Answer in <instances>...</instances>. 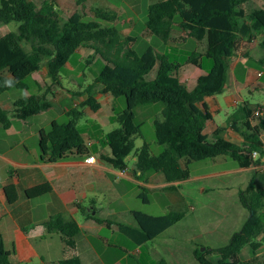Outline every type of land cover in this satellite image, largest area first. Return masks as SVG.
<instances>
[{
  "label": "trees",
  "instance_id": "1",
  "mask_svg": "<svg viewBox=\"0 0 264 264\" xmlns=\"http://www.w3.org/2000/svg\"><path fill=\"white\" fill-rule=\"evenodd\" d=\"M254 0H157L146 10L145 30L150 36L162 41L171 38L172 30L188 35L197 44H205L203 54L194 51L184 64L170 62L168 56L159 55L151 47L137 54L131 47L134 38L125 37L116 29L103 27L100 22L115 21L116 15L109 10H92L96 21H83L77 13L61 24V17L54 9L56 0H44L37 7L32 0H0V24L16 23V32L0 36V96L11 90H26L27 81L44 66L53 85H59L60 73L70 57L80 48L92 50L104 65L93 82L87 86L90 94L95 87L99 93L109 94L114 99L123 98L125 109L117 112L115 120L119 127L108 133L104 142L110 150L109 157L101 160L113 169L125 171V159L134 150V141L142 136L141 126L135 124V108L150 104L161 105L160 119L153 122L154 137L163 151L154 155L149 145L143 142L134 153L133 175L141 180L151 173H160L168 184L189 179V165L218 156L230 158L238 168L247 169L259 163L264 154L260 135L264 133V118H254L247 105L240 106L227 118V125L241 134V146L223 139L225 128H217L209 141L203 134L210 114L198 104L205 97L219 94L229 84L228 60L236 52L239 43L262 36L264 50V9L245 12L243 6ZM22 42L29 44L25 51ZM202 58L212 62L207 74L200 76L193 89L188 90L177 73L183 67H199ZM264 68V57L253 61ZM157 68L153 80L145 77ZM11 80V85L5 81ZM83 106L92 111L98 105L89 95ZM49 105L41 97L29 96L13 104V114L19 120H28L47 110ZM74 117V116H73ZM9 113L0 107V125L8 129ZM39 150L41 162L55 163L69 158H82L88 149L74 122L53 123L50 130L40 133ZM256 158L252 157L253 153ZM139 173V175H136ZM249 185L239 192V203L248 217L239 231L233 233L228 243L212 249L207 255L217 256L216 263L205 258L206 252H194L198 264H264L241 259V251L248 247L252 257L264 243V176L254 172ZM170 188H173L172 186ZM51 192L49 185H40L25 192L29 199L39 198ZM8 203L16 200L13 187H6ZM138 198L148 203L147 191L140 188ZM133 225L118 221L96 223L114 226L136 246L144 245L167 231L184 218L183 213L171 212L162 216H151L141 212H130ZM47 233L58 232L67 248L74 245L80 233L75 222H65L61 215L52 216L45 224ZM0 236V264H13ZM59 264H81L76 256L65 258ZM157 264H166L160 260Z\"/></svg>",
  "mask_w": 264,
  "mask_h": 264
},
{
  "label": "crops",
  "instance_id": "2",
  "mask_svg": "<svg viewBox=\"0 0 264 264\" xmlns=\"http://www.w3.org/2000/svg\"><path fill=\"white\" fill-rule=\"evenodd\" d=\"M32 1L35 3L34 0ZM70 1L77 6L79 5L77 2L83 0H56L54 10L61 14L63 6ZM125 1L134 11L140 3V0ZM156 1L150 0L148 6ZM81 5L78 10L82 9ZM102 5L104 10H109L116 15L115 21L123 17L119 8H114L106 2ZM243 8L247 13L256 9H264V0H254L245 4ZM85 9L92 15V8L84 7L83 10ZM75 12L78 13L77 10L73 13ZM174 32L179 31L172 30L169 39L171 42H176L172 39ZM120 34L131 37L129 32H120ZM144 34L150 36L146 30ZM262 38L258 36L249 41L243 39L239 43L236 52L228 60L229 84L221 93L205 97L198 104L199 108L205 107L210 114V120L206 121L203 127V134L209 141L212 140L213 132L222 127L225 128L223 133L225 141L237 146L242 145L241 134L235 132L226 122L227 118L240 106L247 105L249 109L259 108L262 113L261 117L264 118V68L249 61V59L253 61L263 59L264 50L260 45ZM188 39L190 38L187 35ZM203 59L206 58H202L199 67L188 66L178 71L177 78L187 89L188 87L193 89L196 80L206 75L210 69V63L203 66ZM45 61L41 62L40 70L27 81V89L23 90L25 96L22 98L41 97L42 102L49 105L47 110L28 120H19L13 114V104L22 98L16 99L17 94L10 93V91L0 96V107L9 113L11 120L8 129L0 125V236L5 250L11 253L10 260L13 264H59L61 260L72 256H76L81 264H124L125 258L129 257V252L123 246L110 242L119 232L112 225L99 224L93 220L97 218L100 221L113 222L118 221L119 216L114 211L105 212L100 206L97 207L94 204L97 199L104 198L109 202H115L131 193L135 195L136 186L139 191L143 188L147 191H156L160 195H167V191L175 188L179 190L183 182L204 181L231 175L239 180L243 177L251 179L254 172L264 176V154L259 158V163L253 167L240 169L235 164L233 168H230L231 170L224 168L228 164L227 157L218 156L207 161L212 167L222 168V170L202 174L195 178L189 176L188 180L172 184L166 183L160 173H151L138 180L132 173L135 166L132 170L127 168L125 171L113 169L101 160V157L110 156V150L104 138L116 129L106 132L108 128L117 123L116 113L123 112L125 106H120L118 99H114L111 95L99 93L100 87H95L89 94L86 89L93 81L88 83L83 76L78 78H83L84 81L76 84L72 82L71 88L64 89L61 77L59 85H53L47 76ZM67 65L68 63L65 67ZM89 95L98 105L95 111L83 106ZM53 111L61 116L71 115L88 149L87 156L79 158L69 155L68 159L55 163L41 162L40 133L49 131L53 123H58L56 118H46ZM84 118L90 119L91 123L87 122L85 126H81L79 122ZM94 137H99L97 146L91 139ZM260 140L264 148V133L260 135ZM88 157H94V163L87 164L85 160ZM45 184L51 187L49 194L34 199L25 196L27 190ZM171 186L173 188H170ZM6 187H13L17 194L16 200L11 204L7 201ZM206 191V188L202 189V192ZM175 192L176 195H171L170 200L173 207L178 209V213L184 214L181 221L186 220L187 217H193L196 209L179 197L177 191ZM130 212L132 211L125 212V216L130 218L127 225H133ZM55 215H61L65 222H75L80 229L71 248L65 246L58 232L54 230L47 233L45 230L44 224ZM263 249L264 244L260 246L254 257L243 260L248 261L255 258L257 262L263 261L264 257L258 258V252ZM136 253L139 254L140 251L137 250Z\"/></svg>",
  "mask_w": 264,
  "mask_h": 264
},
{
  "label": "rangeland",
  "instance_id": "3",
  "mask_svg": "<svg viewBox=\"0 0 264 264\" xmlns=\"http://www.w3.org/2000/svg\"><path fill=\"white\" fill-rule=\"evenodd\" d=\"M36 5H40L42 0H34ZM83 2V3H82ZM77 2L79 5L70 1L63 6L61 11V24L65 23L74 10L82 17L83 21H96L84 7L94 9H104L102 3H109L114 8H119L123 17L119 21L100 22L103 27L114 28L118 32H129L130 36L134 38L131 44L132 49L137 54H142L146 48L151 47L159 55L168 56L170 62L177 64H184L192 52H203L204 44H197L193 40L188 39L186 33L174 32L171 40L162 41L153 36H146L144 34L145 23L147 21V7L150 0H140L136 11L132 10L125 0H83ZM83 4V5H81ZM82 6V9L78 10ZM261 4H259L260 6ZM17 24L9 23L6 25L0 24V36L10 32H16ZM182 43V44H181ZM25 51H29V44L21 43ZM68 65L64 67L60 73L62 86L64 89L71 88L73 83H81L84 81L83 76L88 83H91L96 77L99 69L104 65V62L92 50L80 48L68 60ZM212 62L203 59V66ZM157 68L155 67L145 79L153 80ZM83 80V81H82ZM86 83V84H88ZM189 86V85H187ZM192 87H188L190 90ZM79 89V88H78ZM10 93H16L18 98L25 96L23 90H11ZM120 106L124 107V99H118ZM125 108V107H124ZM161 105L159 103L139 106L135 108V124L141 126L143 138H136L134 141L133 152L125 159L128 170H132L135 166L134 153L142 146L143 142L149 145L150 151L154 155H158L163 151V146L156 143L154 137L153 122L160 119ZM46 118H56L59 124H68L74 122L70 116H61L58 112L53 111L49 113ZM91 123L90 119L84 118L79 123L85 126L86 123ZM118 123L113 124V127L107 129L106 132L118 128ZM99 137L91 138L97 146ZM92 150V149H91ZM228 164L225 169L233 168L235 163L227 158ZM190 177L195 178L202 174L218 172L222 168H214L209 161L193 162L189 166ZM250 178L243 177L237 179L236 176L218 177L216 179H206L204 181H190L183 182L178 190L167 191V195H160L153 190L147 191L148 203H144L138 198L140 191L138 187L135 188V195L133 193L127 195L125 198L113 201H107L104 198H99L95 201L97 207H101L105 212L108 210L114 211L118 214V221L127 223L130 220L125 216V212H141L151 216H162L171 212H179L173 207L170 200L171 195H177L189 205L191 204L196 211L193 217H187L186 220L180 221L161 234L153 242H148L142 247H137L125 236L116 233L115 237L111 239L112 244H119L126 248L129 252L124 260V264H157L159 260H164L166 264H198L195 260L194 252L203 249L202 253L206 252L205 258L211 263H216L217 256L207 255L212 249L225 246L231 235L240 230L248 217V213L243 209L238 201L239 192L244 190L250 183ZM200 186V189H199ZM206 188V192L202 189ZM90 206V205H86ZM99 218V217H98ZM100 219V218H99ZM194 228H193V227ZM264 238V235H261ZM259 237L258 240L263 238ZM264 244V243H263ZM140 253H136V251ZM258 258L264 257V249L260 250ZM127 254V255H128ZM122 256V255H121ZM133 257V258H132ZM252 256L248 247L242 249L241 259H250Z\"/></svg>",
  "mask_w": 264,
  "mask_h": 264
},
{
  "label": "built area",
  "instance_id": "4",
  "mask_svg": "<svg viewBox=\"0 0 264 264\" xmlns=\"http://www.w3.org/2000/svg\"><path fill=\"white\" fill-rule=\"evenodd\" d=\"M251 110H252V115H253L254 118L261 117L262 113H261V110H260L259 108H252ZM252 157H253V158H256V157H257V154L254 152V153L252 154ZM94 161H95L94 157H88V158L85 160V162H86L87 164H92V163H94Z\"/></svg>",
  "mask_w": 264,
  "mask_h": 264
},
{
  "label": "clouds",
  "instance_id": "5",
  "mask_svg": "<svg viewBox=\"0 0 264 264\" xmlns=\"http://www.w3.org/2000/svg\"><path fill=\"white\" fill-rule=\"evenodd\" d=\"M5 83L8 84V85H11L12 81L11 80H7V81H5Z\"/></svg>",
  "mask_w": 264,
  "mask_h": 264
},
{
  "label": "water",
  "instance_id": "6",
  "mask_svg": "<svg viewBox=\"0 0 264 264\" xmlns=\"http://www.w3.org/2000/svg\"><path fill=\"white\" fill-rule=\"evenodd\" d=\"M200 251L202 252V251H203V249H200Z\"/></svg>",
  "mask_w": 264,
  "mask_h": 264
}]
</instances>
